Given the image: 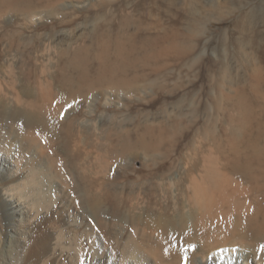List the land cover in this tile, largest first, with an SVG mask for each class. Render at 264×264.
Returning <instances> with one entry per match:
<instances>
[{"label": "bare ground", "instance_id": "6f19581e", "mask_svg": "<svg viewBox=\"0 0 264 264\" xmlns=\"http://www.w3.org/2000/svg\"><path fill=\"white\" fill-rule=\"evenodd\" d=\"M61 1L0 0V18L22 12L24 27H33L44 20L40 5L49 10ZM123 21L130 24L132 16ZM77 29L43 35L33 54L26 51L47 71L33 84L31 66L17 64L15 53L3 62L9 79L0 72V163L6 162L5 170L0 165V228L8 229L6 246L14 244L15 262L264 264V183L252 158L232 159V172L211 149L199 164L188 162L171 174L153 167L151 175L131 180L133 161L142 154L150 162L157 145L143 134L133 138L131 119L123 114L106 112L113 126L103 128L97 109L122 108L117 99L135 101L156 85V73L145 71L152 66L142 63L143 57L155 59L156 50L137 56L135 45L118 37L115 59L102 43L92 70L88 45L77 37L83 27ZM14 35L18 50L30 49L32 41ZM59 54L67 56L60 68L54 64ZM16 66L25 78L20 84ZM246 116L244 110L241 119ZM143 128L152 132L151 125ZM255 152L260 156L264 146Z\"/></svg>", "mask_w": 264, "mask_h": 264}, {"label": "rangeland", "instance_id": "374dc122", "mask_svg": "<svg viewBox=\"0 0 264 264\" xmlns=\"http://www.w3.org/2000/svg\"><path fill=\"white\" fill-rule=\"evenodd\" d=\"M86 2L89 3L85 6H77V1L65 0L58 2L53 10L40 5L44 20L33 27H24L22 12L9 15L6 11L3 15L8 14V22L6 16L0 18V72L3 77L9 79L11 76L4 66L8 64L3 62L7 54L15 53L19 57L17 64L24 62L23 66H31L30 74L35 73L30 79L33 84L35 76L39 78L47 71L37 66L27 52L34 53L43 35L59 30L77 32L79 26L83 29L77 37H80L79 42L88 45L92 70L100 63L98 55L103 52L102 43H107L108 58L115 59L113 39L118 37L125 45H135L137 56H143L147 48H154L155 59H142V63L148 62L153 68L142 69L156 73V85L150 86L135 101L117 99L116 103L122 108L109 106V110L104 111L101 106L97 109L98 114H104L103 128L113 126L111 120H106L107 114H123L131 119L129 130L133 138L143 134L157 145L150 162L141 160L142 154L133 161L129 178L135 180L138 176L151 175L153 167L158 174L178 172L188 162L201 163L203 154L214 149L211 151L219 157V165L228 171L232 159L251 157L253 171L264 183V152L260 156L254 154L264 146V0ZM14 14L19 17L12 16ZM126 14L132 16L127 25L123 21ZM11 17L17 20L13 23ZM97 26L98 30L92 35ZM14 31L21 32L26 43L32 41L30 49L18 50V44L12 41ZM66 60V55L59 54L54 64L60 68ZM21 71L19 66L14 68L18 84L25 79ZM244 110L247 111L245 121L241 119ZM145 124L151 125L150 134L144 133ZM150 163L155 165L149 166ZM0 165L5 170L3 159ZM0 207L4 209L3 205ZM8 238V229L0 228V264H17L14 260L17 253L12 251L14 244L6 246Z\"/></svg>", "mask_w": 264, "mask_h": 264}]
</instances>
